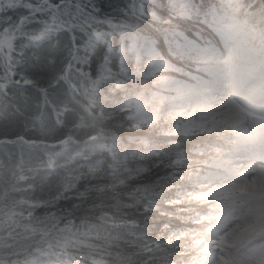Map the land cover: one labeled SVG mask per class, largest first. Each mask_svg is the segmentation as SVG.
Listing matches in <instances>:
<instances>
[{"label": "snow or ice", "instance_id": "1", "mask_svg": "<svg viewBox=\"0 0 264 264\" xmlns=\"http://www.w3.org/2000/svg\"><path fill=\"white\" fill-rule=\"evenodd\" d=\"M249 18L264 20V0H0V100H12L0 106V122L31 125L45 137L54 128L61 133L51 144L22 132L0 137V152L20 148L7 163L0 158L14 191H27L21 183L34 190L33 174L40 171L25 160V149L42 152L47 159L39 163L49 168L59 158L85 157L73 148L74 130L88 127L85 116L107 101L129 125L159 131L158 140H129L143 145L141 157L167 156L172 169L165 184L137 185L134 202L117 199L111 206L117 212L139 207L142 220L121 223L122 217L103 210V197L118 196L125 179L80 191L81 175L65 176L48 201L21 199L32 208L79 201L70 216L85 208L101 212L97 222L81 218L83 232L67 219L55 242L43 227L26 226L36 243L9 245L7 256L0 245V264H264V79L246 83L240 48L222 56L206 46L207 37H229ZM89 139L99 137L89 133ZM119 139L112 136V146L103 147L115 151ZM103 165L92 161L84 174L95 177ZM128 171L136 179L150 169ZM73 191L74 198L67 196ZM16 214L9 210L8 218ZM109 227L128 229L143 259L117 254L109 261L92 251L91 239L113 238ZM74 243L80 254L67 251ZM56 248L65 250L59 259Z\"/></svg>", "mask_w": 264, "mask_h": 264}, {"label": "trees", "instance_id": "2", "mask_svg": "<svg viewBox=\"0 0 264 264\" xmlns=\"http://www.w3.org/2000/svg\"><path fill=\"white\" fill-rule=\"evenodd\" d=\"M259 3V0H255ZM104 5L117 4L119 0H101ZM111 11V8L108 9ZM24 66L23 61L18 65V70ZM9 97L13 95L9 92ZM87 98L81 99V104H86ZM12 103L11 99L0 100V106L8 108ZM11 110V109H9ZM101 112L103 115H101ZM81 115H85L81 113ZM94 117V118H93ZM86 120L89 126L83 129L74 130V135L78 141L73 145L74 150H78L85 153V157H77L75 160H68L66 157L59 158L58 164L54 168H49L44 164L39 163L41 160H46L47 157L42 152H33L28 149L24 150L25 160L31 159L36 167L40 169L39 173H34L35 179L31 182L35 186L34 190L30 184L21 183L19 187L21 189H27V191H14L13 185L14 179L8 173L7 169H0V245L5 247V255H10L8 251L9 245L18 246L34 245L38 239L32 235L30 229L26 226L31 225L37 229L43 227L51 233V239L55 242V239L61 235L60 229L64 227V223L67 219H75L77 224L80 225L81 231H87L84 225L81 223V218L86 217L90 222H97L101 209L89 211L87 208L77 210L74 216H70L72 211V204L79 202L74 199L64 198L59 201H54L45 207L32 208L28 204L20 205L18 202L21 199L30 200L33 203L39 201H48L50 194L55 193L57 186L62 182L65 176L75 177L85 173L87 171V165L95 160H103V172L93 176L81 175L79 190L83 191L84 187H90L92 185L100 184H113L119 183V179H125L126 185L117 189L119 195L115 193H107L103 197L104 209L111 210L113 214L122 217L121 223L127 219H139L142 220L140 215V208H121L119 212L111 206L119 199L122 203L134 202V189L137 185H149L165 184L166 181L163 177L168 176L172 169L168 167V157L161 154L144 155L141 157L138 152L144 151V147L138 140H129V137H144L151 136L153 139H160L159 131L151 128H144L136 130L130 127L128 122L122 118L121 112L118 111L115 105L111 101L98 104L91 116L86 115ZM55 120V114L53 112L51 118ZM63 131H68L65 128ZM13 132H22L25 137H39L40 141L44 144L55 143L53 134H61L55 128L53 134H49L46 137L39 131L33 129L31 125L27 128H23L20 123H9L7 121L0 122V137L11 135ZM89 133H92L99 137L97 142H93L89 139ZM112 136L119 137V147L115 151H108L103 146H112ZM19 146H8L3 152H0V158L7 163L9 155L15 154L19 156ZM193 161L197 159L195 156H191ZM137 168H148L150 171L147 174L140 175L136 179H130L129 169L135 171ZM67 196L74 198L75 191L68 193ZM115 197V198H114ZM93 196L90 203L95 200ZM99 202V201H97ZM9 210H14L17 214L12 218H8ZM32 213L30 216L29 213ZM54 214V216H53ZM152 223V221H149ZM108 231L112 232V239L95 240L91 239L90 242L95 244L96 247L92 251L98 255L104 256L109 261L114 260L117 254L131 255L136 260H141L143 257L137 256L136 253L139 248L134 244L129 243L135 238L126 235L128 231L126 228L120 230H114L109 227ZM119 235V239L115 237ZM88 241V237H83ZM56 252L55 259L60 258V254L65 252L62 248L54 249ZM68 252H75L80 254V245L72 244L67 250ZM84 252H88V249H83Z\"/></svg>", "mask_w": 264, "mask_h": 264}, {"label": "clouds", "instance_id": "3", "mask_svg": "<svg viewBox=\"0 0 264 264\" xmlns=\"http://www.w3.org/2000/svg\"><path fill=\"white\" fill-rule=\"evenodd\" d=\"M206 46L215 48L222 56L227 55L232 48H240L242 54L238 64L241 71L247 75L246 83L259 84L264 79V20L249 18L246 23L241 24L239 31L229 37L216 35L207 37ZM188 66L192 69L200 67L196 63ZM130 127L140 130L131 125ZM81 175L86 176L84 173Z\"/></svg>", "mask_w": 264, "mask_h": 264}]
</instances>
